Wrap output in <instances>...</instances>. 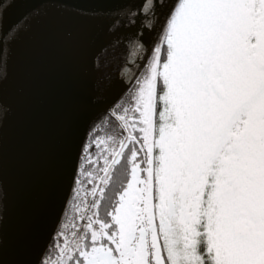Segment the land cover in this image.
<instances>
[{
  "label": "snow or ice",
  "instance_id": "6c2138e0",
  "mask_svg": "<svg viewBox=\"0 0 264 264\" xmlns=\"http://www.w3.org/2000/svg\"><path fill=\"white\" fill-rule=\"evenodd\" d=\"M141 12L154 38L134 34L147 54L90 130L38 264H264V0Z\"/></svg>",
  "mask_w": 264,
  "mask_h": 264
},
{
  "label": "water",
  "instance_id": "95a60500",
  "mask_svg": "<svg viewBox=\"0 0 264 264\" xmlns=\"http://www.w3.org/2000/svg\"><path fill=\"white\" fill-rule=\"evenodd\" d=\"M145 0H0V259L38 264L93 125L126 93ZM136 13L137 23L126 27ZM161 19L163 15L161 14ZM117 22L119 30L113 29Z\"/></svg>",
  "mask_w": 264,
  "mask_h": 264
},
{
  "label": "rangeland",
  "instance_id": "374dc122",
  "mask_svg": "<svg viewBox=\"0 0 264 264\" xmlns=\"http://www.w3.org/2000/svg\"><path fill=\"white\" fill-rule=\"evenodd\" d=\"M100 124V123H99ZM90 139V138H89ZM90 140H88V142H89ZM86 154V153H85ZM71 208H72V200H71V203H70V205H69V208H68V211L67 212H69L70 211V214H68L67 215V213H66V215H65V217L67 216V218L65 219L64 218V220L66 221L69 217H70V215L72 214L71 213ZM61 229V228H60Z\"/></svg>",
  "mask_w": 264,
  "mask_h": 264
},
{
  "label": "trees",
  "instance_id": "16d2710c",
  "mask_svg": "<svg viewBox=\"0 0 264 264\" xmlns=\"http://www.w3.org/2000/svg\"><path fill=\"white\" fill-rule=\"evenodd\" d=\"M68 214H70V211H69V212H67V215H68ZM70 216H71V215H70ZM66 218H67V216L65 217V219H66Z\"/></svg>",
  "mask_w": 264,
  "mask_h": 264
},
{
  "label": "flooded vegetation",
  "instance_id": "af4514ba",
  "mask_svg": "<svg viewBox=\"0 0 264 264\" xmlns=\"http://www.w3.org/2000/svg\"><path fill=\"white\" fill-rule=\"evenodd\" d=\"M91 138V137H90ZM90 140V139H89Z\"/></svg>",
  "mask_w": 264,
  "mask_h": 264
}]
</instances>
